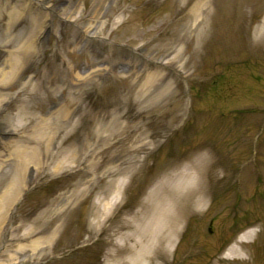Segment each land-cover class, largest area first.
<instances>
[{
	"label": "rangeland",
	"instance_id": "1",
	"mask_svg": "<svg viewBox=\"0 0 264 264\" xmlns=\"http://www.w3.org/2000/svg\"><path fill=\"white\" fill-rule=\"evenodd\" d=\"M36 1L0 0V198L19 146L40 164L17 183L0 264L18 226L48 225L68 201L38 264H108L112 237L90 226L99 194L126 178L112 224L201 157L206 204L165 264H264V0ZM33 35L25 63L10 58ZM248 231L247 260L227 259Z\"/></svg>",
	"mask_w": 264,
	"mask_h": 264
},
{
	"label": "bare ground",
	"instance_id": "2",
	"mask_svg": "<svg viewBox=\"0 0 264 264\" xmlns=\"http://www.w3.org/2000/svg\"><path fill=\"white\" fill-rule=\"evenodd\" d=\"M37 0L36 2H38ZM200 7H198V10ZM264 33V26L261 33ZM25 46L23 54L12 52L10 58L16 59V62L25 63L28 55V49L33 50V38ZM10 44V42H6ZM3 45L0 46H4ZM156 79L150 77V80L144 85L140 96H146L150 90V84L155 83ZM150 86V87H149ZM165 95V92L158 94V98ZM46 155L50 154L47 148ZM76 150L71 151L68 159L75 158ZM17 157L20 161V179H24L28 173L30 165L37 167V154L35 151H29L27 148L18 147ZM176 174L168 176L143 202L141 209L122 220H117L112 224H107L111 218V213L120 204L122 190L126 183V178H120L111 182L107 190L101 192L93 203L94 220L91 222V228L96 231H108L112 237L110 248L107 254L108 264H165V255L175 249V242L181 231L183 220L188 213L189 207L194 206L196 210H201L206 204L203 191L202 171L207 167V159L200 158L187 163ZM193 168L198 170L193 171ZM201 172V173H200ZM20 179H17L19 183ZM15 183L9 185L3 192L0 200V236H4L7 227L10 224L11 216L16 208V201L22 188ZM111 193V194H110ZM84 193H81L83 196ZM69 203L55 212L48 225L38 226V220H33L29 227L18 226L11 236V240H16L19 244L16 246L15 255L9 254L6 250L5 259L9 264H38L42 262L48 254L56 240L58 232L62 228V222L54 228L52 224L59 220L68 210ZM254 231H248L241 235L235 244L229 249L226 258L230 260L246 261L244 243H248L253 236ZM257 235V234H256ZM241 245V246H240ZM240 246V248L238 247ZM53 253V252H52ZM27 255L24 260H20L18 255ZM14 260L16 262H14ZM214 264H222L220 262Z\"/></svg>",
	"mask_w": 264,
	"mask_h": 264
}]
</instances>
